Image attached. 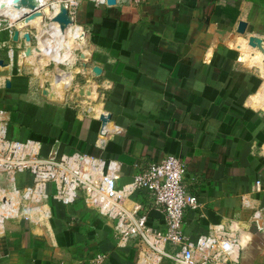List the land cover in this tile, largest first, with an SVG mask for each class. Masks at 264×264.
Wrapping results in <instances>:
<instances>
[{"label": "crops", "instance_id": "crops-1", "mask_svg": "<svg viewBox=\"0 0 264 264\" xmlns=\"http://www.w3.org/2000/svg\"><path fill=\"white\" fill-rule=\"evenodd\" d=\"M75 1L73 20L83 38L72 48L80 51L55 65L51 86H40L22 68L21 61L32 60L23 51L19 59L8 54L10 61L1 53L9 63L0 73L8 137L39 141L42 156L81 152L116 160L118 184L139 167L176 155L186 167V187L199 198V207L184 214L186 235L195 240L214 224L235 222L245 238L241 262L264 264V229L252 218L261 207L264 224V77L244 62L251 48L245 38H264V0ZM8 21L0 44L25 49L21 37L11 41ZM240 21L248 23L245 35L237 31ZM18 25L22 32L24 23ZM30 31L33 41L37 30ZM95 65L99 76L91 71ZM62 75L66 95L54 99L52 80ZM80 88L90 94L79 95ZM135 201L148 223L164 230V214L137 193L126 206ZM48 207L44 224L6 222L0 264H139L136 246L117 244L113 222L81 198L70 204L50 199Z\"/></svg>", "mask_w": 264, "mask_h": 264}, {"label": "built area", "instance_id": "built-area-1", "mask_svg": "<svg viewBox=\"0 0 264 264\" xmlns=\"http://www.w3.org/2000/svg\"><path fill=\"white\" fill-rule=\"evenodd\" d=\"M95 1L106 4V0ZM147 1L116 3L141 6ZM75 5V0L69 1L67 10L73 25ZM8 120L7 112L0 109V232L8 220L44 224L50 217V199L70 204L81 198L89 208L113 222L117 244L136 246L139 264H243L241 252L245 245L235 222L214 224L195 240L184 232V214L199 207V198L186 187V167L176 155L166 154L158 162L139 167L127 182L118 184V161L81 152L42 156L39 141L8 137ZM106 132V126L102 127L99 144L104 143ZM18 174H27L29 183L18 185ZM49 184L51 193L47 192ZM136 193L164 214V230L148 223L140 202L126 206ZM252 218L263 230V208H254Z\"/></svg>", "mask_w": 264, "mask_h": 264}, {"label": "bare ground", "instance_id": "bare-ground-1", "mask_svg": "<svg viewBox=\"0 0 264 264\" xmlns=\"http://www.w3.org/2000/svg\"><path fill=\"white\" fill-rule=\"evenodd\" d=\"M25 1H29L28 5L25 3ZM47 1L48 0H12V3L9 4L8 0H0V14H2V12L4 13L5 11H7L6 16L7 17L9 16L12 21L16 20L15 23H19V24L24 23L25 26L32 25V26L38 27L41 35L46 33L43 27V26H46L43 23L44 22L43 18L45 16H48L49 17L48 24L51 28L50 33L53 39H50V38H47V39L44 38V40L41 39L39 43V47L32 46V54L30 56H25V59L28 57H31L32 58L31 61H34L35 57L38 56V57L49 58L50 60L56 59L60 63H66L72 57V51L71 49H69V46L71 45L70 43L74 42V40L76 39L78 40L79 38L80 39L83 38L81 31L75 25L71 24L72 19L69 17L67 13L61 12V10L55 7L56 5H54L53 10L49 9V7H47L48 9L45 10V8L42 7V9L33 11L28 16H25L23 19L18 20L19 15L22 13L21 12L22 8H23V12H29L31 10H34V8L38 7L39 5H44ZM30 5L32 6L29 7ZM66 10H68V7H66ZM251 48L257 49L253 47ZM257 50H258L257 58H259L260 57L259 54H264V53L260 51L259 49ZM57 51H59V54H56ZM21 56H24V55L22 54ZM60 74H63V73L60 72ZM62 77L63 75L60 76V80L58 79V81H56V86H55L56 89L51 93L53 97L54 96L62 97V93L64 89V80L62 79ZM243 239L245 242V238Z\"/></svg>", "mask_w": 264, "mask_h": 264}, {"label": "rangeland", "instance_id": "rangeland-1", "mask_svg": "<svg viewBox=\"0 0 264 264\" xmlns=\"http://www.w3.org/2000/svg\"><path fill=\"white\" fill-rule=\"evenodd\" d=\"M69 1L71 3H73V0L72 1L71 0H48L42 7H44L45 10L48 9L47 7H49V9H52L53 10V8H54L53 6L56 5L55 7L59 8L61 10V12L67 13L66 7H68ZM46 13H47V11H46ZM2 14H4V13H2ZM8 17H4L3 15L1 16V14H0V30H1V28H4L7 24H9V21L8 20H10V22L12 21L10 19V17L9 18ZM2 18H5L6 21L5 22H2V20H3ZM43 19H44V22L43 23H44V25H46V26H43L44 27V30L46 31V33H44L43 35H41L39 28L36 27L38 29H36L37 32H35V39L33 41H31V45L34 46V47H39V43H40V40L41 39H43V40H44V38H46V39L47 38L53 39L51 37V33H50L51 32L50 31L51 28H50V26L48 24L49 23V17L46 16ZM18 24L19 23H15V26L21 31V27H19ZM12 28L14 29V27H12ZM12 34L13 33L11 32L10 39L13 42V40H12ZM72 43H74V42H72ZM72 43H70L71 45L69 44L70 45L69 46V49H71L72 53L73 52L74 53H78V51H80V48H78L79 46L72 48L73 45H74ZM53 46H54V44H53ZM13 50L10 49L7 46H3V45L0 44V56H1V53H5L6 54L7 61H10V58L8 56L9 53L12 54V57L13 58L11 57V59H13V60L16 59V58L19 59V53L21 51H23L24 49H23V46H21V47L14 48ZM247 53H248L247 54L248 56L245 54L246 59L244 60V62L246 64L250 65V66H254L253 69H255L256 71H258L264 77V67H263L264 66V54H259L260 57L257 59V56H256V54L258 55V50L257 49L248 48ZM56 54H59V51H57ZM252 56H253V58H252ZM241 59H243V58L241 57ZM42 60H44V61H42ZM7 61H5V62H7ZM59 63L60 62L58 60H56V59H51L50 60L49 58H44V57H38L37 56V57H35L34 61H30V62H28V61L22 62L21 61V66L30 75H32V76H34L36 78V80H37V82H38V84L40 86H42V87L43 86L44 87H49V86H51V84H50L51 83V80L49 79V77L52 75V73H53L52 70L54 69L55 65H57ZM60 72L61 71H59V73ZM0 73H1V67H0ZM62 79L64 80L65 78L62 77ZM56 81L57 80H52V86H53L52 92L56 89L55 88ZM66 87H68V86H67V84L64 81V88H66ZM66 91L67 90L64 91V89H63L62 97L66 95ZM259 96H260L259 102L262 105L261 107H263L262 109H264V84H263V86H262V88L260 90V95ZM21 175H23V177H21ZM24 175H27V174H18L17 175V183H18V185H21L23 182H28L29 181V178L26 179ZM51 191H52V188H51V185L49 184L48 187H47V192L48 193H51Z\"/></svg>", "mask_w": 264, "mask_h": 264}, {"label": "water", "instance_id": "water-1", "mask_svg": "<svg viewBox=\"0 0 264 264\" xmlns=\"http://www.w3.org/2000/svg\"><path fill=\"white\" fill-rule=\"evenodd\" d=\"M28 2L29 1H25V3L28 5ZM116 3V0H106V4L107 5H114ZM32 5H30L29 7H31ZM42 6L43 5H39L38 7L34 8V10H31L29 12H23V8L21 10V14L19 15V19H23L25 16H28L29 14H31L33 11H36V10H40L42 9ZM23 7V6H22ZM7 17V16H6ZM46 17V16H45ZM15 22L16 20H13L11 21V25L14 27L13 31H12V40L13 41H17L19 39V37H21L24 42L27 44L26 48L23 50L22 54L24 56H30L32 54V45H31V41H32V35H31V29H37L35 26H32V25H26L25 28L22 30V32L15 26ZM247 26H248V23L245 22V21H240L239 22V26H238V29L237 31L242 34V35H245L246 34V30H247ZM30 30H25V29H29ZM248 44L249 46L253 47V48H257L259 49L260 51H262L264 53V38L260 37V36H257V35H250L248 38ZM10 54V58L12 56L11 53ZM80 58L83 59L84 58V54L81 53L80 54ZM9 63L8 62H5L3 58H1L0 56V66L1 67H5L7 66ZM91 71L92 73L95 75V76H99L102 72V69L95 65L91 68ZM10 85V82L9 80H6V86L9 87ZM43 93L44 94H48V91L46 89L43 90ZM79 95H83V94H87L89 95L90 92L87 90L85 91L84 88H80L79 89Z\"/></svg>", "mask_w": 264, "mask_h": 264}, {"label": "clouds", "instance_id": "clouds-1", "mask_svg": "<svg viewBox=\"0 0 264 264\" xmlns=\"http://www.w3.org/2000/svg\"><path fill=\"white\" fill-rule=\"evenodd\" d=\"M8 3L11 4L12 3V0H8Z\"/></svg>", "mask_w": 264, "mask_h": 264}]
</instances>
